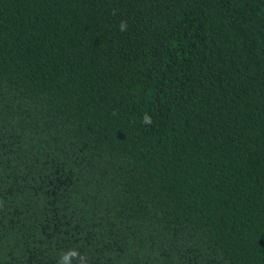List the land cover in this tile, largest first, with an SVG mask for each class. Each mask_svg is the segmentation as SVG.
I'll use <instances>...</instances> for the list:
<instances>
[{
  "label": "trees",
  "instance_id": "16d2710c",
  "mask_svg": "<svg viewBox=\"0 0 264 264\" xmlns=\"http://www.w3.org/2000/svg\"><path fill=\"white\" fill-rule=\"evenodd\" d=\"M70 250L264 264V0H0V264Z\"/></svg>",
  "mask_w": 264,
  "mask_h": 264
},
{
  "label": "clouds",
  "instance_id": "9594fccd",
  "mask_svg": "<svg viewBox=\"0 0 264 264\" xmlns=\"http://www.w3.org/2000/svg\"><path fill=\"white\" fill-rule=\"evenodd\" d=\"M121 30H124V26H121ZM78 252L76 250H70L68 252L61 253L58 264H71V259L73 257L78 256ZM80 264H86V261L81 257Z\"/></svg>",
  "mask_w": 264,
  "mask_h": 264
}]
</instances>
